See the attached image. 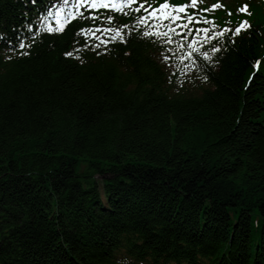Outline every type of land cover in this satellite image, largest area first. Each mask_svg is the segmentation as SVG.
<instances>
[{
	"label": "trees",
	"instance_id": "1",
	"mask_svg": "<svg viewBox=\"0 0 264 264\" xmlns=\"http://www.w3.org/2000/svg\"><path fill=\"white\" fill-rule=\"evenodd\" d=\"M35 9L0 0V264H264V11L187 66Z\"/></svg>",
	"mask_w": 264,
	"mask_h": 264
},
{
	"label": "snow or ice",
	"instance_id": "2",
	"mask_svg": "<svg viewBox=\"0 0 264 264\" xmlns=\"http://www.w3.org/2000/svg\"><path fill=\"white\" fill-rule=\"evenodd\" d=\"M88 0H62V3L64 5H70L71 8L73 9V11H70L68 13H64V9L62 7L58 8L55 16L57 18V23H59V18L60 16L66 15L67 17H71V18H76L75 17V10L81 8L85 3H87ZM137 3V0H120V2H115V0H113V2L111 3H103V4H97L95 2L92 3H88V7L90 8H97V7H104V8H111L114 10H122L125 7H129L131 8L134 4ZM197 5V0H192V6L195 7ZM169 7V5L167 3L161 4L158 8L152 9L151 12H148V9L145 8L144 4H139L137 7L133 8V11H135L136 13H141V10L143 9L145 12H148V15L150 16H154L157 17L158 19H160L163 22L166 21H173V23L178 24L179 21L181 20V17L175 15L176 13H185L187 11V5L185 6H179V7H175L173 9L172 13H168L166 10ZM221 5L219 3L212 5L211 9H204L203 11H212L215 9L220 8ZM247 10V6H243L239 9V12L243 13L246 12ZM49 15H51L52 13L49 12ZM81 15H83L81 13ZM229 15H231V13H229ZM93 19H95V17H93ZM109 23L114 21V17H107L106 18ZM146 16L143 15H138L136 17V20L138 23L143 24V22L145 21ZM187 23L181 25V27H183L185 30L189 29L191 23L193 21H195L197 24H200L202 21L200 20V18L198 16H187ZM204 23H208V24H212L213 28L215 27L214 23L211 21H207L206 19L203 21ZM123 27H128V25H124ZM169 30L170 31H174L175 29L172 27V25H168ZM32 26L29 25V31H31ZM251 28V25L249 24L248 21H242L240 22L234 29L233 28H229V27H225L223 30H216L214 31L212 28L209 27H203V28H195L192 31H194L197 35L199 34H203L204 35V40L205 42H209L212 40H216L217 38H220L221 40H223L226 37H235L237 35H239L242 31H246L248 29ZM83 31V30H82ZM103 31L109 32V33H114V35H112L110 37V41H115L117 38H119L122 42H126L124 41V36H123V29L121 27H117V28H107V29H103ZM144 36H149V35H160L162 37V39L165 40V42L167 43H174V39L168 35V33H148V32H144L143 33ZM185 37L187 36V31L183 34ZM2 38V37H0ZM234 42V41H233ZM195 41H193L192 43H189L187 45V47L189 49L194 50L195 49ZM26 45L24 42H21L19 44L20 48H24ZM211 52H219L221 51V49L215 45H213L210 49ZM205 59L210 60L212 57L209 55V51H203L200 53ZM67 55H72V53H68ZM183 55V53H182ZM188 58H191V56L193 55V52L190 51L188 54ZM259 61L256 62L255 66H259ZM193 64H196V61L193 60Z\"/></svg>",
	"mask_w": 264,
	"mask_h": 264
}]
</instances>
